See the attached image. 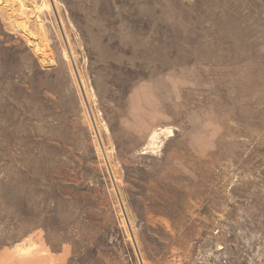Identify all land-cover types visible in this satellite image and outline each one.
Masks as SVG:
<instances>
[{
	"label": "rangeland",
	"instance_id": "374dc122",
	"mask_svg": "<svg viewBox=\"0 0 264 264\" xmlns=\"http://www.w3.org/2000/svg\"><path fill=\"white\" fill-rule=\"evenodd\" d=\"M0 264H264V0H0Z\"/></svg>",
	"mask_w": 264,
	"mask_h": 264
}]
</instances>
